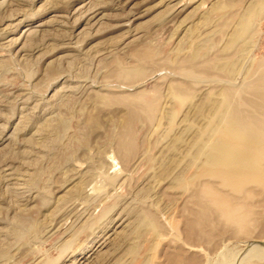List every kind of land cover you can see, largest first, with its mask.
<instances>
[{
	"label": "rangeland",
	"instance_id": "rangeland-1",
	"mask_svg": "<svg viewBox=\"0 0 264 264\" xmlns=\"http://www.w3.org/2000/svg\"><path fill=\"white\" fill-rule=\"evenodd\" d=\"M263 83L264 0H0V264H264Z\"/></svg>",
	"mask_w": 264,
	"mask_h": 264
},
{
	"label": "bare ground",
	"instance_id": "bare-ground-1",
	"mask_svg": "<svg viewBox=\"0 0 264 264\" xmlns=\"http://www.w3.org/2000/svg\"><path fill=\"white\" fill-rule=\"evenodd\" d=\"M257 97L260 102L252 105L264 111V91ZM225 104L217 108V114L224 122L220 129L222 137L216 138L209 146L204 162L225 182L259 176L264 173V123L259 122L253 113L228 110Z\"/></svg>",
	"mask_w": 264,
	"mask_h": 264
}]
</instances>
